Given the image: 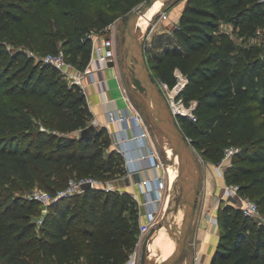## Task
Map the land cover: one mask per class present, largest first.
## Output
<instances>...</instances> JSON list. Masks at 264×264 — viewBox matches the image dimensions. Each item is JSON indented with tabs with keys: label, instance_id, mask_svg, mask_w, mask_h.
I'll use <instances>...</instances> for the list:
<instances>
[{
	"label": "trees",
	"instance_id": "16d2710c",
	"mask_svg": "<svg viewBox=\"0 0 264 264\" xmlns=\"http://www.w3.org/2000/svg\"><path fill=\"white\" fill-rule=\"evenodd\" d=\"M120 1L129 10L143 0ZM96 6V0H0V264H124L138 240L139 208L129 191L87 188L46 212L27 193L36 184L56 192L73 177L127 173L107 128L81 135L92 120L82 87L28 53L63 50L85 68L92 33L117 17L96 13ZM223 23L247 40L264 28V0H186L178 22L152 35L146 53L154 76L170 87L178 71L186 75L180 96L196 101L197 119L180 115L182 128L216 164L227 147L239 148L225 181L264 213V49L239 44ZM217 219L211 264H264V223L253 225V216L231 202L218 208Z\"/></svg>",
	"mask_w": 264,
	"mask_h": 264
},
{
	"label": "built area",
	"instance_id": "2783aa9c",
	"mask_svg": "<svg viewBox=\"0 0 264 264\" xmlns=\"http://www.w3.org/2000/svg\"><path fill=\"white\" fill-rule=\"evenodd\" d=\"M155 18H158L159 21H167L170 19V13L167 10L161 8L157 12V16ZM156 19H154L153 17L152 20L144 26H146V28H149V25L152 26ZM112 25L113 24L108 25L105 28L104 32L92 33L91 58L88 64L83 69L73 64L65 55L63 50H59L58 52H49L44 55H39L32 50H28V53L30 55L35 56L37 59H41L53 65L66 78H68L71 83H78L84 90L87 83L83 81V76L84 74L93 72V63L95 61L98 60L103 64H108L110 61L117 60L119 46L117 40V33L116 31L111 30L113 27ZM147 30L148 29H146L145 33H143L142 35L138 34L140 41L142 42L145 48L148 47L152 38V30L151 32H148ZM160 83L162 90L166 95L173 112L175 114L179 113L181 115H186L191 119L196 120L197 117L194 113L196 101H192L190 104H186V102L180 96L182 89L187 83L186 75L182 71H178L177 82L173 87H170L167 83L162 82L161 80ZM108 117L110 122L124 123L127 126H130V121L134 123L135 131L132 134L120 135V137L116 141L115 148L125 157L127 175L132 176L133 174L143 170H152L153 175L152 178H149V180L155 181L156 190L158 191L156 196L148 197L146 199H142V192H132V196L138 202L140 213L142 211L141 207H143V205L146 206V210L143 214V219L139 221L138 240L133 250V255L130 256L128 261L124 264H140L141 256L139 258V253L140 250H142L143 240L153 228H157L158 226V214L159 211L162 209V201L164 197L166 198L163 191L165 189L169 190V179H167L166 173L163 169V164L160 159V156L156 148L152 144L150 131L147 127V124L141 111L138 108L133 107L127 99V106L124 108V110H110L108 112ZM131 142H138L140 148L143 149V151L136 157H133L132 155H130V153L128 154V145ZM238 150L239 148L237 146H231L225 149V154L221 162L217 164L218 167L221 169L222 173L225 172L227 166L231 162L233 155ZM140 160H148V164L145 166H141L139 163H137ZM86 184H89V187H85ZM87 188H98L104 189L106 191H122L121 188H115L113 182H107L102 180L101 178L94 176H85L81 178H70L67 185L63 188L58 189L56 192H52L43 188H36L30 194V197L39 201L44 207H48L52 202L59 198L83 193ZM223 189V198L227 199V196L229 194H232L237 197L238 203L236 205H239L241 207L245 215L255 216L260 213V207L258 202L252 197L242 194L240 192V187L238 184L226 183ZM146 191L147 187L144 184L143 192ZM38 223H42V217L38 219ZM199 257V252L195 253V255L188 264H197ZM34 264L47 263L43 261H37Z\"/></svg>",
	"mask_w": 264,
	"mask_h": 264
},
{
	"label": "rangeland",
	"instance_id": "374dc122",
	"mask_svg": "<svg viewBox=\"0 0 264 264\" xmlns=\"http://www.w3.org/2000/svg\"><path fill=\"white\" fill-rule=\"evenodd\" d=\"M182 1L183 0H171L170 2L165 4L164 6L163 5L154 6L153 8H151L150 10L145 12L144 14L150 13L152 15H154L156 13L154 15V19H156L155 17L157 16V12L161 8L167 10L170 13V19L169 20L159 21V19L157 18L152 26L149 25V28L148 27L146 28V29H148L147 31L151 32L154 25H156L158 23H159V25H161L162 29L168 28V30H170L178 22L177 21V13L180 11V3ZM146 2H147V0H143L137 6L127 10L124 8V6L122 5V1H120V0H96V3H97L96 13L100 12V11H107V12H111V13L117 15L115 21L112 23L113 27L111 30L116 31L117 37H118V39H120V42H121L120 47H119V61H120V65H121L120 67H121V72H122L123 86L125 88V91L127 92V99L133 107L138 108L141 111V113L143 114L145 122L147 124V127L150 131L152 144L156 148V150L160 156V159H161L162 164H163V169L166 173L167 179H169V190L165 189L163 191L166 198L164 197L162 204H161V208L164 205V210H162L163 209L162 208L158 214V225H159L164 219L165 211L167 209V206H168V203H169V200L171 197V188H172L174 180L176 179V177L179 173L178 167H177V159H176L177 156H176L175 150L171 146L169 140L167 139V137L162 133V131L157 126L156 119L149 112L147 104H146V102H145V100H144V98L140 92L143 89L141 88V85L139 84V82L135 79L132 72H130V70L128 69L127 61L124 58V52H123L124 51L123 50L124 30H125V26L127 23L128 15L130 14V12H132L133 10L142 6ZM229 25H231L229 27V31L232 33V35L234 36V38L236 39V41L239 44H244V43L257 44L262 49H264V28L260 27L255 35L248 36L247 40H244V36H239L238 32H233L232 24H229ZM137 35H138V33H137ZM67 80H68V78H67ZM192 147L194 148V150L197 154V157L199 159L200 187H199V193H198V202H197L196 212H195V216H194V222H193V225H192V228H191V231L189 234V238H188L187 249H186L184 255L181 257V259L176 264H183L185 257L188 254V252H190V250L191 251L193 250L194 240H195L197 231L199 228L204 226V223H206V221H207L206 219L209 216H211V220H212L213 228L215 229V232L217 234H220L221 224L219 223V221L217 219V210L220 206H223L227 201L226 198H223L224 193L222 194V185L223 184L221 183V179H222L221 177L224 173H222L221 169L218 167V165L214 162L213 159H209L208 157H205L202 154L201 150L194 147L193 143H192ZM100 178L104 181H107V182H113L115 188H122V186H120L119 182H118V180H119L118 178H120V177H118V178L100 177ZM211 178L213 181L214 194L212 196L211 206H209V208L206 209V206L204 203L205 189L207 186L206 185L207 180L211 179ZM223 187H224V185H223ZM36 188H43V189L49 190L41 184H36L33 188L29 189V191L27 192L28 195H30L33 192V190ZM114 191H119V190H114ZM80 203H81V197H79L78 200L76 201V205L78 206V205H80ZM185 206H186L185 201L181 198L179 201V205H178L177 209L172 213L171 218H170L172 227L174 229L179 230L182 227V226L179 227L177 222L182 217L184 220ZM78 207H80V206H78ZM47 209H48V207L42 206L43 212H46ZM126 213H128V211ZM40 217L41 216L37 217V219H39ZM260 223H264V213L261 211L257 215L253 216V225L256 226ZM157 229H159V231H162V233H165V234H167V232H168L165 225H163L161 228H159V226H157ZM159 233L160 232H157L156 238L159 237ZM165 239L162 242V246L165 242ZM151 241H152V239H151ZM161 247L158 248L157 246L151 244L150 250L147 254L146 264H154L156 261L164 259L165 253L163 251L159 252ZM132 255H133V251H132L130 256H132ZM140 256H141V250L139 253V258H140Z\"/></svg>",
	"mask_w": 264,
	"mask_h": 264
},
{
	"label": "water",
	"instance_id": "95a60500",
	"mask_svg": "<svg viewBox=\"0 0 264 264\" xmlns=\"http://www.w3.org/2000/svg\"><path fill=\"white\" fill-rule=\"evenodd\" d=\"M162 1L163 6L171 0H147L145 4L130 12L124 30L123 48L128 69L134 75L135 79L143 89L141 92L149 112L156 119L157 126L162 133L168 138L175 152L179 156V173L173 182L171 188V197L165 211L163 221L158 225L161 228L165 225L171 237L175 241L174 253L166 258L156 261L154 264H176L184 255L187 246L189 234L194 222L196 212L198 193L200 187L199 159L192 147V142L186 135L179 122L181 114H175L170 107L168 99L164 94L160 80L157 79L147 57L146 48L137 35V30L152 20L154 15L147 17L143 22H138L142 10H146L150 3L153 5ZM114 65L115 61H110ZM152 99L154 105H152ZM94 123L83 129V137H93L99 135L101 129ZM106 128V127H105ZM85 187H89L86 184ZM185 201V216L181 229L177 230L172 227L171 215L177 209L180 199ZM227 202L238 203L237 197L232 194L227 196ZM156 228H153L144 238L141 250L140 264H146L147 254L151 246V238Z\"/></svg>",
	"mask_w": 264,
	"mask_h": 264
},
{
	"label": "crops",
	"instance_id": "0c3cea01",
	"mask_svg": "<svg viewBox=\"0 0 264 264\" xmlns=\"http://www.w3.org/2000/svg\"><path fill=\"white\" fill-rule=\"evenodd\" d=\"M186 0H183L180 3V11L177 13V21L180 18V15L184 9ZM152 14L146 13L142 17H140L139 22H143L145 18L150 17ZM232 23H223V27L229 31V27ZM232 28L234 25L232 24ZM146 31V26H142L138 28L137 33L142 35ZM164 31H168V28L162 29L161 25L156 24L152 30V35L156 33H161ZM118 46L120 47V39H118ZM124 50V48H123ZM124 52V51H123ZM125 58V53H124ZM110 63V62H109ZM103 64L100 61H95L93 63V72L84 74L83 81L87 83L84 92L87 97V101L92 111V120L91 123H94L98 127H106L112 138V148H115L116 141L120 137V135L124 134H132L134 130V123L130 121V126H127L124 123H116L110 122L108 117V112L110 110H118L122 111L127 106V92L123 86L122 82V72L121 65L119 61V48H118V57L115 61L114 65ZM128 65V64H127ZM128 154L136 157L139 155L143 149L140 148L138 142L129 143ZM123 155V154H122ZM125 159V157H124ZM139 163L141 166H145L148 164V160H140ZM124 166L126 167L125 160ZM153 171L152 170H143L133 174L132 176H128L127 173L120 178H118L119 185L122 186V191H129L130 193L137 191L142 192V199H146L148 197L156 196L158 191L156 190V183L154 180H149L152 178ZM221 183L223 185L226 184L224 174L221 177ZM144 184L147 187V191L143 192ZM205 189V198L204 203L206 209L211 206L212 196L214 194V187L212 178L207 180ZM222 185V194L224 193ZM227 202V201H226ZM138 203V202H137ZM139 208V205H138ZM142 211L140 213L139 209V219H143L144 212L146 210V206L143 205L141 207ZM139 220V221H140ZM206 223L204 226L199 228L194 240L193 250L188 252L185 257L183 264H188L195 253L200 254L199 260L197 264H211L213 255L216 250L219 234L215 232L213 228V223L211 220V216L206 219ZM157 232L159 233V237L156 238ZM167 234L162 233L159 229L156 228L155 232L152 235V245L160 248L162 246V242L166 238Z\"/></svg>",
	"mask_w": 264,
	"mask_h": 264
},
{
	"label": "bare ground",
	"instance_id": "6f19581e",
	"mask_svg": "<svg viewBox=\"0 0 264 264\" xmlns=\"http://www.w3.org/2000/svg\"><path fill=\"white\" fill-rule=\"evenodd\" d=\"M158 5H163V2L162 1H158V2H156L154 5L152 4V3H150L149 4V6L147 7V9L146 10H142V12H141V14H140V17L145 13V12H147L148 10H150L151 8H153L154 6H158ZM140 17H139V19H140ZM139 21V20H138ZM152 105H154V103H153V99H152ZM168 139V138H167ZM172 146V145H171ZM173 147V146H172ZM176 153V152H175ZM176 156H177V167H178V172H179V156H178V154L176 153ZM165 203V202H164ZM163 209L162 210H164V205H163V207H162ZM182 214V213H181ZM177 217V216H176ZM175 217V218H176ZM178 223V225H179V227H181L182 226V223H183V217L182 218H180L179 219V221L177 222ZM167 228V227H166ZM167 230H168V228H167ZM160 251H163L164 253H165V257H164V259H166V258H168V257H170L173 253H174V251H175V241H174V239L170 236V234H169V231L167 232V236H166V239H165V242H164V244H163V246L161 247V249L159 250V252ZM158 252V253H159ZM157 253V254H158ZM161 254V253H160ZM156 258V257H155Z\"/></svg>",
	"mask_w": 264,
	"mask_h": 264
}]
</instances>
